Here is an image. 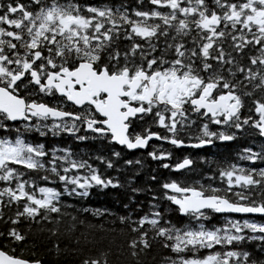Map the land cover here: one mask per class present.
<instances>
[{
	"label": "snow or ice",
	"instance_id": "obj_1",
	"mask_svg": "<svg viewBox=\"0 0 264 264\" xmlns=\"http://www.w3.org/2000/svg\"><path fill=\"white\" fill-rule=\"evenodd\" d=\"M248 129L264 141V0H0V264H42L15 254L32 226L71 231L83 221L68 199L109 187L147 194L117 216L132 258L159 247L170 254L153 264H264V219L247 218L264 217V142L173 151ZM146 158L169 175L132 187ZM77 264L110 260L81 250Z\"/></svg>",
	"mask_w": 264,
	"mask_h": 264
},
{
	"label": "trees",
	"instance_id": "obj_2",
	"mask_svg": "<svg viewBox=\"0 0 264 264\" xmlns=\"http://www.w3.org/2000/svg\"><path fill=\"white\" fill-rule=\"evenodd\" d=\"M127 3L126 0H124ZM50 143L63 144L65 141L62 138H50ZM261 141L260 143H262ZM247 143L246 136L240 138V140L234 145L233 143L227 144L224 148L228 149L226 154L222 152V149H215V152L210 156L215 155H228L229 153L234 154L240 148L245 147ZM77 148L95 149L97 147L95 142H79L74 145ZM222 148V147H221ZM185 148L174 151V157L182 156L185 152ZM190 155L195 157V154L189 152ZM140 153H127L125 159L139 156ZM121 163V161H116ZM251 163V162H249ZM202 165H197L201 167ZM206 167V166H205ZM155 169V172L152 170ZM132 169L129 168L127 173L123 170L121 172V178L123 179L125 174H131ZM112 170H109L111 174ZM156 175L160 177L169 175L167 170L159 168L157 162L152 161L150 158L143 160V169L135 176L132 187L140 186H152L155 187L153 182L148 179L149 176ZM129 196H133L136 203H142V207H146L147 194L136 193L132 194L130 189L125 188H106L98 189L93 188L88 197L83 198L80 201H76L72 198L68 199L69 203L75 205L76 211L68 209L72 212V215L78 216L79 220L83 221V224L77 223L75 228L71 231H63L62 234L57 237H49L46 233H40L35 231L36 226L33 225V233L30 239L23 245H17L15 247V254L20 255L24 258L31 259L33 256L39 258L42 264H77L81 250L91 252L99 249L107 252L110 260V264H131L133 259H138L143 264H153V257L156 261H159L161 256L169 255L167 250L160 249L159 247H153L147 251L143 256L132 258L129 256L128 250L125 247L126 230L117 220V216L125 214L124 204L129 203ZM81 205L88 208H99L108 209V213L103 216H94L91 212L84 213L79 211ZM135 207V203L130 204L129 210ZM136 215L140 213H135ZM242 215H237L240 218ZM247 218L262 220L264 217L260 215H249ZM71 225V221L67 218L64 221L62 228H67ZM2 227V226H0ZM59 243V251L52 247L53 241ZM78 245V247H77ZM249 250L255 248L254 242H248L246 245Z\"/></svg>",
	"mask_w": 264,
	"mask_h": 264
},
{
	"label": "flooded vegetation",
	"instance_id": "obj_3",
	"mask_svg": "<svg viewBox=\"0 0 264 264\" xmlns=\"http://www.w3.org/2000/svg\"><path fill=\"white\" fill-rule=\"evenodd\" d=\"M126 1H127V3L134 4V0H126ZM243 136H246L248 144H250L252 142H255L258 145L261 142V139L251 129H248L241 137H243ZM239 140L240 139L236 140L235 142H220V143H217L214 148L206 146L203 150L185 148L186 150H185L184 154H189V152H191L192 154H195V156H197V155H205V154L210 156L212 153L215 152V149H217V148H219L220 150L222 149V152L226 154V151L228 152V149L227 148L225 149L224 146L227 145V144H230V143H233L234 145H236V143ZM153 143H155V141H153ZM246 146H248V145L246 144ZM164 147L167 148L168 145L165 144Z\"/></svg>",
	"mask_w": 264,
	"mask_h": 264
},
{
	"label": "water",
	"instance_id": "obj_4",
	"mask_svg": "<svg viewBox=\"0 0 264 264\" xmlns=\"http://www.w3.org/2000/svg\"><path fill=\"white\" fill-rule=\"evenodd\" d=\"M237 215H243V214H237ZM249 215L255 216V215H259V214H249Z\"/></svg>",
	"mask_w": 264,
	"mask_h": 264
}]
</instances>
